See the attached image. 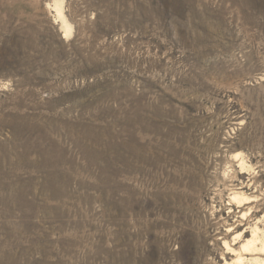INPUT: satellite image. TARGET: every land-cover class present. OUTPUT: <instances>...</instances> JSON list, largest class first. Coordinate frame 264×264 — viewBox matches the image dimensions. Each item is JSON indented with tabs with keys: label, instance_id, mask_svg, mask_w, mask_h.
Here are the masks:
<instances>
[{
	"label": "rangeland",
	"instance_id": "rangeland-1",
	"mask_svg": "<svg viewBox=\"0 0 264 264\" xmlns=\"http://www.w3.org/2000/svg\"><path fill=\"white\" fill-rule=\"evenodd\" d=\"M256 229L264 0H0V264H255Z\"/></svg>",
	"mask_w": 264,
	"mask_h": 264
},
{
	"label": "bare ground",
	"instance_id": "bare-ground-1",
	"mask_svg": "<svg viewBox=\"0 0 264 264\" xmlns=\"http://www.w3.org/2000/svg\"><path fill=\"white\" fill-rule=\"evenodd\" d=\"M238 196V195H237ZM237 198V197H236ZM234 198V199H236ZM256 229L254 233L251 235V238L248 239L243 245L242 250L244 252H255L254 254H261L264 255V230L260 232V235ZM251 253V252H250ZM244 258H241V256L237 257L236 263L237 264H243ZM255 264H264V260H257L255 259Z\"/></svg>",
	"mask_w": 264,
	"mask_h": 264
}]
</instances>
